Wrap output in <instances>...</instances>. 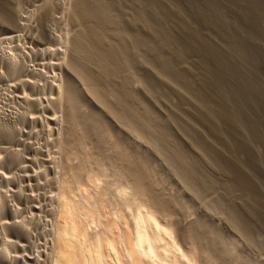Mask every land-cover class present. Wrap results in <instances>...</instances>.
I'll use <instances>...</instances> for the list:
<instances>
[{"label": "rangeland", "instance_id": "1", "mask_svg": "<svg viewBox=\"0 0 264 264\" xmlns=\"http://www.w3.org/2000/svg\"><path fill=\"white\" fill-rule=\"evenodd\" d=\"M87 1L92 17L84 23L82 39H59L63 23H68L69 0H53L45 26L34 37L0 19V38L15 37L4 45V55L22 65H40L41 74L65 87L63 94L71 91L84 121L100 122L105 129L107 150L99 155L91 139L82 150L87 156L95 154L90 169L95 167L97 174L105 169L99 175L104 220L115 248L122 249L121 254L116 249V264H131L126 253L135 250L134 204L120 202L118 195L133 162V168L146 169L154 192L171 205L173 219L154 210L161 223L171 220L181 233L175 231L180 251H188L178 264L191 259L195 264H264V0ZM48 2L9 0V13L37 21V8ZM68 29L73 36L76 28L69 24ZM61 51L68 57L57 71L42 65L49 53ZM21 73L42 89L39 94L24 89L42 110L0 86V121L17 130L12 140L0 135V157L17 156L22 165L11 173L1 163L0 173L10 172L27 196L34 188L23 167L34 169L38 177L43 173L51 181L56 178L60 155L66 164L64 140L70 125L67 99L59 107L47 104L44 99L56 92L48 90L46 80L24 69ZM91 76L101 81L105 106L91 88ZM30 115L36 118L32 137L26 135L33 125ZM44 127L49 133L44 134ZM123 163L129 165L120 172ZM9 188L14 190V185L0 178L8 221ZM52 189L40 191L43 195L34 205L40 209L38 217L26 214L30 205L15 202L21 220H30L37 230L47 255ZM6 236L0 228V242ZM190 240L202 246L197 247L200 251L191 248Z\"/></svg>", "mask_w": 264, "mask_h": 264}, {"label": "bare ground", "instance_id": "2", "mask_svg": "<svg viewBox=\"0 0 264 264\" xmlns=\"http://www.w3.org/2000/svg\"><path fill=\"white\" fill-rule=\"evenodd\" d=\"M19 2L21 3L22 0H19ZM53 3V0H49L48 3L37 8V21L35 18L28 21L22 18V21L21 17L15 14V12L9 13V0L2 1L0 2V8L2 9L0 19L8 21V25L12 30L23 35L34 37L35 33L39 32V29L45 26V16L49 15ZM66 13L68 16V23H63L65 29L63 35L59 39H82L80 33H82L84 23H87V19L89 20L92 17L88 1L71 0L70 2L69 0ZM69 24L76 28V32L73 36L69 33ZM97 30L98 29H96L95 32H97ZM101 31L104 30H100V32ZM0 39V86H3L8 92L17 93L24 104L29 107H35L36 110L39 111L42 109L40 108L38 99H29L25 95L24 89H31L38 94L42 92V89L39 87L38 83L33 84L23 79L21 71L24 69L28 73L36 74L41 80L45 79L49 86L48 90L52 93L56 92V95L55 97L50 96V98H45L44 101L53 107H59L62 101L67 99V116L70 125L69 132L67 133L68 135L64 140V145L67 150L65 153V156L67 154L66 164H63L62 155L59 154L60 170L56 178L54 177L51 181L43 173L40 174L41 178L38 177L39 173L34 172V169L27 170L23 167V171L26 173L24 178L33 182V194L27 193V196H24L23 192H21L18 186L13 182L11 174L12 169L15 167H22L20 158L10 155L8 150H5V152L9 154L8 156L5 158L0 157V164H5L6 167H9L11 172H9V175L0 173V178L9 181V187L11 184L14 185V190L9 188V195L12 193L8 201L9 221L6 218L7 206L4 199L0 198V228L5 235H8L0 242V264H116V249L118 248H115L116 245L114 246L113 244L116 240L112 242L107 224L104 220L105 214L103 208H105V202H103L104 198L102 197L104 192H102L103 186L100 185L102 176H99L101 173H95L94 166V169L89 168V166L94 163L96 157L93 159V156L95 154L92 156L88 153L87 156L82 150L84 144H91V141L88 139L93 141L94 145L97 147L95 150H97L98 154L102 150H107L104 146L107 141L104 142L106 138L104 132L106 131H103L104 128L100 122L96 123L92 120L84 121L81 118L80 108L74 105L76 100L71 96V91L69 90L70 92L68 95H66L67 92L63 94L65 87L58 84L56 79H51L41 74L38 68L40 65L38 67L32 63L22 65L17 59H9V56L4 55V45H9V40L15 39V37H4ZM67 57V52L61 51L57 54L49 53L45 59L47 64L43 61L42 65L57 71L60 68L59 62L66 60ZM97 81L98 80H92L91 76V88L94 89L96 92L95 94H97L98 99L101 101L100 103L103 105L105 101V92L103 93V91H101L103 90L101 89V81ZM94 91L93 93L91 92L92 95ZM103 106H105V104ZM109 108L112 109V107H108V109ZM114 114L115 112L112 113V115ZM114 116H117V113ZM19 120H23V118L19 117ZM28 120H30L33 125L28 128L26 135L32 137L35 134V130L32 127H36L34 124L36 118L30 115ZM43 130L44 134L49 133L48 127H44ZM16 133L17 130L9 125V121H0L1 136L7 140H12L16 136ZM102 154L103 153H101V156ZM102 157L100 159H103ZM74 159L78 160L76 165L72 164ZM124 164L127 165L128 163H123L121 165L122 171H120V168V172H125L123 171L125 167ZM133 164L131 165L132 168L130 166L131 170L127 168V170H129V175H127L126 181L122 180L124 184L122 185L121 182L119 183L121 184V190L118 189L120 190V194L118 193V195L120 196V202L132 201L134 204L131 219L133 218L132 222L134 221V224H132L135 226V245H133L135 250L130 249L131 253L127 252L129 247H126L127 243H124V235L120 234L122 232L119 233V236H121V242H119L122 244V248L127 252L125 253L129 255L128 259H131V264H178L179 258L184 256L185 254L183 255V253L188 251L186 249L183 253L181 252L183 250L182 246H179L180 243L175 236V231L177 234L180 232L173 221L171 222V220H169L167 224L161 223L155 213V210H158L162 214H165V218L173 219L174 215L171 205L165 198L154 192L149 178L147 177L146 169L142 170V167H140V169L136 166L138 165L137 163L135 165L136 167L133 168ZM142 164L143 163L140 165ZM99 169H101V167ZM104 170L105 169L102 167V174ZM100 171L101 170H99V172ZM123 175L125 176L126 174ZM51 185L53 189L50 195H48L49 200L52 202L50 204H52L53 209L52 211L48 209V215L52 213V221L49 230V250L47 255L46 252H44L45 249L40 244L37 230L30 220H21V217H19L20 208L16 206L15 202L18 204L25 202L26 206L30 205L31 207L28 208L26 214L38 217L39 215L35 214H40V209L36 208L34 205H38L40 196L43 195L40 191L49 189ZM90 189L91 191L93 190L92 193H90ZM129 197L132 199H129ZM14 199H17V201H14ZM117 223H119V221ZM119 236L118 240L120 239ZM7 237H9V239ZM180 239L181 237H179V240ZM188 243L194 250L200 247L196 241L190 240ZM118 244L117 242V245ZM119 246L121 248V245ZM131 250H133L134 253ZM198 251H200V249H198ZM121 252L122 249L120 254ZM186 254H190V252ZM188 258H190V256H188ZM126 259L127 258H125V261ZM186 260L188 259L186 258ZM122 261L124 264H127L124 260ZM181 261L183 262V260ZM121 262L118 261V263ZM185 262L186 261H184L183 264H186ZM189 262L188 264H195V262Z\"/></svg>", "mask_w": 264, "mask_h": 264}]
</instances>
